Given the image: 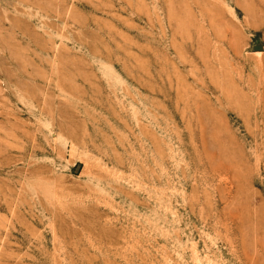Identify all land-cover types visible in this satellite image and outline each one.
<instances>
[{
	"label": "rangeland",
	"instance_id": "rangeland-1",
	"mask_svg": "<svg viewBox=\"0 0 264 264\" xmlns=\"http://www.w3.org/2000/svg\"><path fill=\"white\" fill-rule=\"evenodd\" d=\"M0 264H264V0H0Z\"/></svg>",
	"mask_w": 264,
	"mask_h": 264
}]
</instances>
